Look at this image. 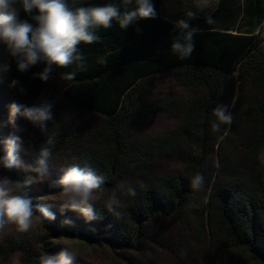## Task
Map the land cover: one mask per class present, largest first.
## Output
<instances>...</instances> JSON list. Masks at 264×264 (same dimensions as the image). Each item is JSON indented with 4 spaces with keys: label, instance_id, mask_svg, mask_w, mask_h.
I'll return each mask as SVG.
<instances>
[{
    "label": "trees",
    "instance_id": "trees-1",
    "mask_svg": "<svg viewBox=\"0 0 264 264\" xmlns=\"http://www.w3.org/2000/svg\"><path fill=\"white\" fill-rule=\"evenodd\" d=\"M153 2L155 19L126 30L113 21L111 29L98 30V42L78 46L83 70L77 64L56 69L47 83L32 79L44 65L19 73L0 44V64L11 63L0 83V122L7 124L11 102L31 105L46 99L53 104V120L45 130L18 119L0 133L19 136L29 159L41 146L49 147V160L61 175L79 165L104 176L103 195H109L96 202L98 219L87 222L76 212L38 201V190L31 186L26 191L34 203L46 204L57 219L42 223L47 236L15 227L0 232V260L18 254L22 264H41L44 254L55 251L50 239L61 234L106 246L127 264L146 256V241L188 254L180 241L157 228L158 219L166 217L180 221L203 243L202 264H264V0H243L236 32L214 29L204 17L192 21L200 31L185 60L170 47L179 30L161 15L162 0ZM76 3H112L123 10L122 0ZM20 18L34 23L22 10ZM71 71L77 72L74 80L61 79L60 73ZM165 75L176 78L188 94L158 95L153 88ZM12 79L20 80L26 95L8 87ZM218 105H227L225 112L233 110L234 117L231 125L214 131ZM160 110L176 113L180 123L167 133L138 135L140 123ZM163 155L180 157L183 170L150 172V158ZM8 174L14 180L26 175L19 169ZM197 174L204 178L200 190L191 186ZM128 187L135 196L126 193ZM113 192L119 204L109 210L105 205ZM66 217L72 225L61 223Z\"/></svg>",
    "mask_w": 264,
    "mask_h": 264
},
{
    "label": "clouds",
    "instance_id": "clouds-1",
    "mask_svg": "<svg viewBox=\"0 0 264 264\" xmlns=\"http://www.w3.org/2000/svg\"><path fill=\"white\" fill-rule=\"evenodd\" d=\"M121 7L108 3L104 5H80L76 0H0V44L14 60L19 73H27L32 68L44 65L42 70L32 73V79L47 83L52 79L56 69H65L77 64L84 67V55L79 45H91L100 40L97 35L100 29H111L115 21L120 29L126 30L140 20L155 19L158 15L153 0H122ZM21 10L31 18H20ZM198 19L197 13L186 10L181 18L174 22L178 34L171 43L172 52L180 60L189 59L195 49L194 37L200 31L191 22ZM207 25H214L211 14L204 17ZM105 63L103 59L99 61ZM11 71V63L0 64V83ZM76 71L60 73L65 81L74 80ZM9 88L26 95L27 90L18 79H12ZM227 105H218L213 110L216 121L212 129L219 131L221 125H231L233 117L225 115ZM53 104L46 99L31 105L11 102L8 105L7 124L0 122V129L7 125H15L18 119L29 125L46 129L47 122L53 120ZM21 138L14 133L7 136L0 133V170L10 172L19 169L26 173L23 179H12L8 175H0V232L14 225L18 232H28L34 224L52 222L56 214L46 204L34 203L27 193L35 182V177L43 180L49 173V147L41 146L39 153H31L30 162L25 163L20 153L29 155L22 148ZM50 143V142H49ZM105 177L95 174L91 169L74 165L63 171L55 181L59 187V203L62 209L79 214L85 221L97 220L96 202L102 199ZM191 186L200 190L204 186L203 175L192 178ZM121 188L124 186L121 185ZM128 195L135 196V189L128 187ZM119 204L115 192L108 199L105 207L112 210ZM64 225H72L71 218H65ZM76 252L70 247H63L56 254H44L41 264H73Z\"/></svg>",
    "mask_w": 264,
    "mask_h": 264
},
{
    "label": "rangeland",
    "instance_id": "rangeland-1",
    "mask_svg": "<svg viewBox=\"0 0 264 264\" xmlns=\"http://www.w3.org/2000/svg\"><path fill=\"white\" fill-rule=\"evenodd\" d=\"M238 26H241V24ZM153 90L157 91L158 95L178 94L184 97L188 94V91L179 84L178 80L170 75L160 76ZM228 114L234 117L233 110H227L225 115ZM179 123L180 118L176 113L160 110L152 113L141 122L136 133L141 136L167 133L172 131ZM20 155L25 163L30 161L28 155H25L23 151ZM48 163V175L43 180L35 177V182L32 187L38 190V201L61 207L58 193L61 189L53 186L55 181L61 176V172L53 161L49 160ZM183 166L184 161L180 157L163 155L150 158L148 170L158 174L175 173L181 172ZM0 175L9 176L8 172L4 170H0ZM129 180L138 179L132 178ZM108 196L103 195L99 201L105 200ZM156 226L165 235H171L180 241L185 247V250L188 251V254L184 251H178V254H174L170 249L159 243L146 241V256L141 259L137 258V264H202L198 255L203 249V243L195 241L188 229L180 221L164 217L158 219ZM14 227V225L8 226L4 231H9ZM30 230L40 236H47L42 223L34 224ZM50 243V246L55 250L51 254L58 253L63 247L73 249L77 254V258L73 261V264H127L124 258L120 255L113 254L106 246H91L79 237L61 234L58 238H51ZM0 264H22L21 256L16 254L7 260H0Z\"/></svg>",
    "mask_w": 264,
    "mask_h": 264
},
{
    "label": "crops",
    "instance_id": "crops-1",
    "mask_svg": "<svg viewBox=\"0 0 264 264\" xmlns=\"http://www.w3.org/2000/svg\"><path fill=\"white\" fill-rule=\"evenodd\" d=\"M189 9L195 11L197 17L216 14L214 29L236 32L243 14V0H162L161 3V15L174 22Z\"/></svg>",
    "mask_w": 264,
    "mask_h": 264
}]
</instances>
